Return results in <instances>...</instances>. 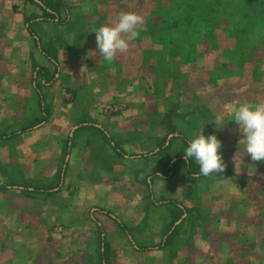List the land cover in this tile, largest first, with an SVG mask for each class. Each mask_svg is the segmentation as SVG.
Instances as JSON below:
<instances>
[{"label":"crops","instance_id":"crops-1","mask_svg":"<svg viewBox=\"0 0 264 264\" xmlns=\"http://www.w3.org/2000/svg\"><path fill=\"white\" fill-rule=\"evenodd\" d=\"M43 1L0 0V132L9 134L0 138V231L11 228L0 240V264H179L180 254L214 259L220 246L236 249L228 259L263 264L264 161L237 148L241 134L230 117L225 122L219 112L214 134L231 174L188 172L187 145L178 135L191 137L178 131L180 113L170 104L141 105L148 93L136 89L141 78H132L120 57L108 63L99 55L93 23L105 0H63L67 12L52 21L40 16ZM31 15L37 17L26 23ZM49 45L54 60L41 51ZM34 63L47 69V79L36 75ZM111 104L117 112L104 114ZM199 109L197 124L205 126L212 109L192 110L193 120ZM145 129L154 131V141L141 136ZM163 141L170 147L162 150ZM177 210L181 217L172 224ZM183 218H196L203 234L179 248V228L165 240ZM171 242L173 252L166 249ZM214 242L216 249L205 247Z\"/></svg>","mask_w":264,"mask_h":264},{"label":"rangeland","instance_id":"rangeland-1","mask_svg":"<svg viewBox=\"0 0 264 264\" xmlns=\"http://www.w3.org/2000/svg\"><path fill=\"white\" fill-rule=\"evenodd\" d=\"M107 1H110L111 4L109 5ZM195 1L105 0L103 1L104 7L100 8L101 17L93 23L96 26L95 30L104 24H114L118 18L110 19L109 17H116L121 12L136 13L143 18L139 35L130 41L126 52L116 56L126 62V70L130 72L128 74H131L132 78H141L136 89L141 91L142 88H145L148 91L146 99L140 104L149 108L155 105L163 107L165 104H170L180 113V116L174 117L180 126L178 131L185 133L188 137L190 135L191 138L201 129L206 136L208 135L207 129L210 134L217 131L216 124L219 122L220 111H223L220 116L225 114L226 119L224 121L226 122L234 107L240 103L250 102L251 97L255 102L258 100L262 102L261 99L264 97L261 93L264 92V40H262V36L264 39V14L261 16L262 21L261 19L258 20L260 24L252 26L251 17L226 16L229 10L221 9L222 6L219 2L217 3L218 0L213 1L217 4L213 5L214 9L211 12L208 10L207 4H204L205 0H197L198 5L193 9L192 6L189 7L192 3L195 4ZM261 1L263 0H259V2ZM231 4L235 9L237 5L232 1L229 5L231 6ZM84 8L86 9V7ZM105 10L108 12L106 17H104ZM207 14L214 17L207 16ZM189 15H195L191 23L188 22ZM204 16L211 20L208 31L201 30L205 23ZM83 17L81 16L85 22ZM194 21L200 25L199 28L193 25ZM243 21L249 23L248 27L251 26L252 28L237 33L251 31L250 33L253 34L243 36L242 41L244 42L238 43L235 35L230 34L231 29L228 26L233 23L237 25L239 22L241 28ZM81 27L84 28L85 23H82ZM248 27L244 26L243 28L248 29ZM246 44L249 46H245ZM237 96H243L245 99H239L240 102H238V98H233ZM141 100L142 98H139L137 102ZM203 106H209L212 109L210 120L208 119V124L205 126L197 124V118L198 120L202 119L201 109L194 114L196 120L190 117L192 110ZM205 116H207L206 113ZM7 119H9L8 114L5 120ZM154 119L156 118L152 115L143 121L148 124L153 123ZM139 133L141 136L146 135L152 141L155 139L153 130L145 129ZM228 164L230 167V160H227V167ZM227 167L224 171L225 175L231 174V170ZM219 177L221 176L218 175L216 178ZM147 213L149 214V211ZM158 214V221H161L160 212ZM167 215L168 213L164 212L162 217L163 228L170 219V215ZM149 217L153 219L151 216ZM191 220L185 221L183 218L182 221L185 222L180 225L177 231L179 234L177 239L181 240L179 248H182V244L185 246L186 242L191 237L193 238L197 231L200 235L203 234L202 228L196 230L194 227L197 219ZM146 221L149 219L146 218ZM190 223L191 227H189ZM10 229L7 226L1 227L0 240L7 241V235L11 234ZM129 231H132L135 237L138 236L137 228H131ZM137 242L139 246L143 245L140 244L139 239ZM201 246L196 247L197 253L202 251L203 247ZM173 247L174 243L171 242L166 249L173 252ZM205 247L216 249L218 245L214 242L210 243V246L206 244ZM229 248L230 246L228 249L220 246L218 252L220 254L215 255L212 257L214 259L210 258V260H206L201 252L198 253L199 257L194 259L192 256L188 258L180 254L179 264H217L218 261L221 264H256L257 259L255 258L236 256L237 258L228 259L229 253L234 254V247H232L233 249ZM190 249L192 250V248ZM260 254L262 252L259 249L256 257H259Z\"/></svg>","mask_w":264,"mask_h":264},{"label":"clouds","instance_id":"clouds-1","mask_svg":"<svg viewBox=\"0 0 264 264\" xmlns=\"http://www.w3.org/2000/svg\"><path fill=\"white\" fill-rule=\"evenodd\" d=\"M142 24L143 18L140 15L121 12L114 24H104L94 30L100 57L111 63L117 53L126 52L130 41L139 35ZM230 120L235 123L241 134L237 148H242L243 153L252 161H264V102L240 103L231 112ZM221 148L222 142L217 135L211 133L206 136L201 129L188 141L183 158L186 161H194L198 165L200 175L222 174L226 164Z\"/></svg>","mask_w":264,"mask_h":264},{"label":"trees","instance_id":"trees-1","mask_svg":"<svg viewBox=\"0 0 264 264\" xmlns=\"http://www.w3.org/2000/svg\"><path fill=\"white\" fill-rule=\"evenodd\" d=\"M31 1H34V0H31ZM213 1H215V0H205V3H204V4H207V6H208L207 8H208V10L210 12L214 9L213 5H216L219 2L221 4V6H222L221 9L229 10V12L226 13V16L227 15H233V16L234 15H239V16L246 17V18L247 17H251L252 20L250 22H251L252 26L259 25L260 24L258 22L259 19H261V21H262V17L261 16H263L262 14H264V3H263L264 0L261 1V2H259V0H218L217 3L216 2L214 3ZM231 1H232V3L237 5L235 9L232 7V4H231V6L229 5L231 3ZM43 3H44V5L40 6L41 9H42V14L40 16L45 21H52L55 18L59 17L58 14H59V12L61 10H65L67 12L66 3L63 0H44ZM197 5H198V2L196 0L195 4L192 3L191 5H189V7L192 6V9H193ZM156 7H157V5H156ZM155 10H153V11H155ZM153 11H152V13H153ZM40 16L38 18H40ZM207 16L211 17L212 15L207 14ZM207 16L203 17V20L205 22L202 25V27H201L202 28L201 30H203V31L210 30L211 20ZM35 17H37V16L31 15L29 17H26V19H25L26 23H29V21H31ZM212 17H214V16H212ZM194 18H195V15H189L188 22L191 23V21ZM193 25L195 27H197V28H199L198 26H200V25H197L195 23V21L193 22ZM248 25H249V23H246L245 21H243V23L241 25V28H240L239 22L237 23V25H236V23L229 24L228 27H230V29H231L230 34H232L233 36L235 35L236 41L238 43H243L244 42V41H242L243 36H248L249 34H251V35L253 34V33H250L251 31L250 32L241 33V34L237 33L239 31H242V30L246 31V30H249V28H252L251 26L248 27ZM244 26H247L248 29H244L243 28ZM262 40H264L263 36H262ZM245 46H249V45L246 44ZM41 51H44L46 56H48L50 59H53V60L56 59V55H55L56 51L52 48V46L49 45L48 47H42ZM33 68L36 69V75H40L42 77H45V79H47V77L50 75L46 68H44L42 66H38L35 63L33 64ZM39 101L41 102V97H39ZM42 110L45 111V109H42ZM165 116L167 117V115H165ZM171 116H172V113L171 112L168 113V117L171 118ZM45 118H46V115L44 113L43 116L39 119V121L38 120L37 121L40 122V121L44 120ZM168 126L170 128V132H174L175 131V127L173 125L170 124ZM26 128H28V126L25 127V129ZM8 135H9L8 133L6 134V133H3V132H0V138L7 137ZM178 136L184 142L185 145L188 144L186 139H184L185 137L183 135H178ZM171 141L167 145H164V141L160 142L159 146L162 148V150L163 149L165 150V149L170 147ZM186 168H187L188 172H193L194 169L198 168V165L196 163H194L192 160H189V161L186 162ZM150 195H151V191H150L148 196H150ZM181 214H182L181 210L180 211H178V210L177 211H172V213L170 214L171 217H172V222L171 223L173 224L178 219H180ZM178 228H179V224L176 225L175 228L171 232H169V234L167 235V238L165 240L166 243H169L171 241V239L174 237L175 232L177 231ZM101 241H102V239H100V242Z\"/></svg>","mask_w":264,"mask_h":264},{"label":"built area","instance_id":"built-area-1","mask_svg":"<svg viewBox=\"0 0 264 264\" xmlns=\"http://www.w3.org/2000/svg\"><path fill=\"white\" fill-rule=\"evenodd\" d=\"M117 110H118V107H117V105H106V106H104V108H103V113L104 114H106V115H109V114H113V113H115V112H117Z\"/></svg>","mask_w":264,"mask_h":264}]
</instances>
